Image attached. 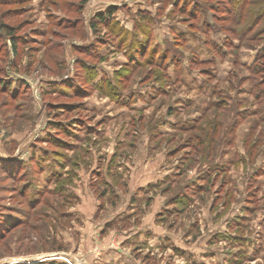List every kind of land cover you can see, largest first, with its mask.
<instances>
[{"label":"rangeland","instance_id":"obj_1","mask_svg":"<svg viewBox=\"0 0 264 264\" xmlns=\"http://www.w3.org/2000/svg\"><path fill=\"white\" fill-rule=\"evenodd\" d=\"M1 20L0 264H264V0Z\"/></svg>","mask_w":264,"mask_h":264},{"label":"trees","instance_id":"obj_2","mask_svg":"<svg viewBox=\"0 0 264 264\" xmlns=\"http://www.w3.org/2000/svg\"><path fill=\"white\" fill-rule=\"evenodd\" d=\"M23 1L24 0H0V5L22 4ZM239 7H240V5H239ZM115 8H116L115 6H111L106 10L105 13L98 14V16L96 17L98 22L103 23L105 21V19H108L111 16V14L113 13ZM186 8H188V6ZM210 9H211V7H210ZM13 11H14V9H10V11H8L10 13V16L14 15ZM199 13L200 12L198 9L196 12L192 13V18H197L199 16ZM91 26H92L94 31L97 30L95 23H92ZM17 30L18 29H17L16 25L3 22V20L0 21V38L5 36L7 39H9L14 52H17L16 51V45H17V39L19 37V35L17 34ZM166 53H168V50L166 51ZM261 56H263L262 53H260L259 57H261ZM253 71L255 73H259V72L264 71V65H263V67L258 66L256 68H253ZM261 81H263V79H261ZM9 216L11 217V215H8L5 219L4 218L2 219L0 216V235L1 234L3 235L10 228V225H12V227L16 226V224H15L16 219H15V221L11 222V220L8 219ZM51 264H55V263H51Z\"/></svg>","mask_w":264,"mask_h":264}]
</instances>
